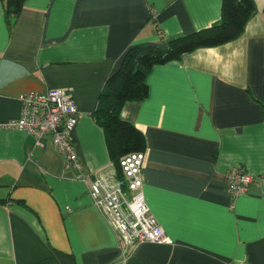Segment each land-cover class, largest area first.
<instances>
[{
    "label": "crops",
    "instance_id": "obj_1",
    "mask_svg": "<svg viewBox=\"0 0 264 264\" xmlns=\"http://www.w3.org/2000/svg\"><path fill=\"white\" fill-rule=\"evenodd\" d=\"M234 39L154 65L119 115L144 136L145 201L171 243L123 253L80 172L48 139L3 125L28 91L70 88L85 175L114 170L91 112L133 45H164L219 21L222 0H0V264H264V0ZM258 182L232 198L225 172Z\"/></svg>",
    "mask_w": 264,
    "mask_h": 264
},
{
    "label": "built area",
    "instance_id": "obj_2",
    "mask_svg": "<svg viewBox=\"0 0 264 264\" xmlns=\"http://www.w3.org/2000/svg\"><path fill=\"white\" fill-rule=\"evenodd\" d=\"M18 99L19 116L3 126L25 131L39 146L48 139L61 155L64 167L80 172L93 205L113 227L123 253L143 242L171 243L145 201L141 178L143 151L128 153L120 159L121 178L115 170L85 175L72 136L79 115L72 90L28 91L21 93ZM224 180L232 198L246 193L251 183L258 182L241 165L230 167Z\"/></svg>",
    "mask_w": 264,
    "mask_h": 264
},
{
    "label": "trees",
    "instance_id": "obj_3",
    "mask_svg": "<svg viewBox=\"0 0 264 264\" xmlns=\"http://www.w3.org/2000/svg\"><path fill=\"white\" fill-rule=\"evenodd\" d=\"M25 0H3L6 18L11 24L21 11ZM256 11L254 0H222L218 22L185 35L169 37L164 45H133L127 49L120 66L107 78L91 112L101 127L109 159L121 178L120 159L132 152L145 150L143 134L119 112L129 101H139L147 96V74L156 64L178 60L187 52L201 46H214L236 38L246 21ZM2 200H0L1 202Z\"/></svg>",
    "mask_w": 264,
    "mask_h": 264
}]
</instances>
